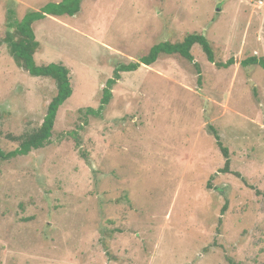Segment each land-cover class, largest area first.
Returning a JSON list of instances; mask_svg holds the SVG:
<instances>
[{
	"label": "rangeland",
	"instance_id": "rangeland-1",
	"mask_svg": "<svg viewBox=\"0 0 264 264\" xmlns=\"http://www.w3.org/2000/svg\"><path fill=\"white\" fill-rule=\"evenodd\" d=\"M49 1L0 0L5 152L57 92L10 56L6 9L20 19ZM33 30L35 62L67 66L72 94L49 143L0 160V264H264V68L241 64L264 58V0H83ZM193 32L235 62L197 44L193 62L162 54L120 72L101 116L85 113L118 64Z\"/></svg>",
	"mask_w": 264,
	"mask_h": 264
},
{
	"label": "trees",
	"instance_id": "trees-1",
	"mask_svg": "<svg viewBox=\"0 0 264 264\" xmlns=\"http://www.w3.org/2000/svg\"><path fill=\"white\" fill-rule=\"evenodd\" d=\"M83 0H61L59 2L49 1L40 7L38 10L30 9L24 13L19 19L14 6H8L5 15V26L3 42L8 48V52L14 60L17 67L27 71L32 76H41L52 79L56 83L57 92L48 104L47 112L44 116L42 124L22 135L19 140L18 147L11 151H3L0 149V160L11 159L20 155H27L34 149L44 147L50 142L53 127L56 120V115L59 107L68 99L72 94V86L70 81V70L62 63H47L38 65L34 60V54L40 49V42L36 39L33 30V23L36 20L45 18L46 16H61V15H75L81 9ZM199 45L204 52L208 61L214 63L218 67H229L235 61L229 58L227 61H217L213 52L210 41L201 33L193 32L187 34L182 40L171 42L161 41L152 46L149 52L140 57L137 61L130 63H120L115 69L113 76L107 80V83L102 91L100 104L97 108L87 107L84 109L87 115L101 116L106 105L110 102L112 97V87L117 79H120V72L135 70L140 65H151L162 54H177L191 62L194 57L191 49L194 45ZM243 66L259 65L264 68V58L256 56L248 57L241 61ZM194 66L198 72L201 73L200 66L194 62ZM200 82V76H199ZM255 89V88H254ZM210 129L217 139L218 145L222 146L221 150L226 158L227 149L223 147L219 140V134L215 128L210 126ZM228 163L226 162L224 170L226 171ZM264 195V189L262 191Z\"/></svg>",
	"mask_w": 264,
	"mask_h": 264
},
{
	"label": "built area",
	"instance_id": "built-area-1",
	"mask_svg": "<svg viewBox=\"0 0 264 264\" xmlns=\"http://www.w3.org/2000/svg\"><path fill=\"white\" fill-rule=\"evenodd\" d=\"M253 1H256L257 2V0H253ZM259 2H261V1H259Z\"/></svg>",
	"mask_w": 264,
	"mask_h": 264
}]
</instances>
